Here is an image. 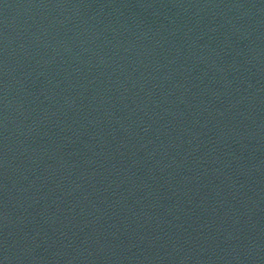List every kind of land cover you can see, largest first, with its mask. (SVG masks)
I'll use <instances>...</instances> for the list:
<instances>
[{
    "label": "water",
    "instance_id": "obj_1",
    "mask_svg": "<svg viewBox=\"0 0 264 264\" xmlns=\"http://www.w3.org/2000/svg\"><path fill=\"white\" fill-rule=\"evenodd\" d=\"M0 264H264V0H0Z\"/></svg>",
    "mask_w": 264,
    "mask_h": 264
}]
</instances>
